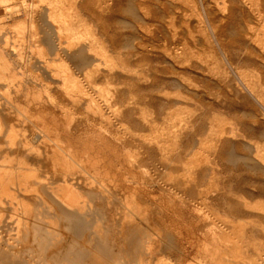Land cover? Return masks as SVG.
I'll use <instances>...</instances> for the list:
<instances>
[{
	"label": "bare ground",
	"instance_id": "obj_1",
	"mask_svg": "<svg viewBox=\"0 0 264 264\" xmlns=\"http://www.w3.org/2000/svg\"><path fill=\"white\" fill-rule=\"evenodd\" d=\"M112 1L114 0H32V2L28 4L26 0H17V2H15L16 6L11 7L12 4L10 2H13L12 0H0V18L2 16L7 15L8 12L12 14L16 10H21L26 15L24 17L23 22H26L27 20L28 22H30V25H31V32L29 30L30 35L28 34L29 39H27L28 35L26 34L24 35L25 32L23 33L22 30L21 32L23 35L21 39H19L18 41L16 40V43L11 42V40H9L8 38H4L3 36L0 35V264H31L30 262H35V263L39 262L43 264H82L83 262L84 263L87 262L88 264H108V262L109 261L111 262V259H113L114 256L116 255V250L115 251L113 250L114 248L113 246H112L113 248L111 246L109 247V240L104 236L103 232L100 233L99 231H93V230H95L94 224L97 220L95 218L94 212L98 211V213H100L101 211H103L102 212L103 214L104 213L112 214V212L115 211L112 200L113 198L117 196L116 192L119 190L113 189L115 187L111 188L110 186L106 184V183H109L108 181L106 182V180H110V179L105 180L101 177L99 178V176L97 175L99 178L98 179L96 174L98 173L102 174V172L104 171L103 174L105 173V175L108 176L110 175L108 170H111L112 166L114 165L113 164L114 161L110 159L111 153L109 154V152L111 151L114 152L115 151L114 148H117V147H114L113 145H111L112 143L109 142L110 139L108 138L110 135H113L114 132L116 133V131L113 130L114 126L116 125L115 127L117 126L122 127L124 130L126 129L127 131H130V133H132V128H133L132 124L133 122H135V120L132 119L134 115L133 112L129 111V113H126L128 120L125 119L126 117L124 115L119 114L118 116L119 119H116L117 117L115 118L116 120H118L117 121L118 123L116 124V121L115 123L114 121L113 123H111L113 119H110L111 114L107 116V114L109 113V112L107 113V110L115 112V115H116V112L120 113L121 111V110L119 111V107H120L119 104L123 102L122 100H124L125 102L128 97L132 99L136 96L140 97V95L144 96V98L147 96L146 93L144 94V91L147 90L146 87H145L146 89L143 88L144 91L141 89L143 93L140 92L139 88L141 87L138 85H137L138 90H136V88H135L136 91L133 90V87H134L133 84L135 81L134 75L141 73V72L138 71L139 69L137 70L135 65L130 63L132 61H129V59L135 57L137 59V62L142 63L143 61H145L144 55L141 54V56H138L140 53L138 50L139 46L137 42L139 39H141L138 37L141 36L140 34L142 31V30L140 31L138 21L142 18H145L146 16H149L152 13H150L151 10L148 11L149 9L147 8H141L142 6L144 7L143 5L144 0H129L128 2L126 0L127 4H125V6L122 4L123 5L122 7L120 5L121 3L119 2L120 0H118L119 8H116V10L118 9V12L120 11L121 15L123 13L125 17L127 16L129 18V20L122 19L121 17L119 18L115 17L119 24L118 25L119 31L117 30V28H114L113 30H111L110 22L114 17L112 13L114 12V9H115L113 7L114 2ZM177 1L178 0H156L157 5L156 6L152 5L153 7H156V12L153 14L154 18H157L161 24L164 23L166 25V28H168L169 25L174 27L173 16L175 15V12H173V10L176 8L175 4ZM186 1L187 3H189L188 0ZM246 1L244 0L245 5L247 6ZM221 2L223 3V1ZM239 2H242L241 4H244L242 0H240ZM248 2H250V4L252 5L256 3L253 0L248 1ZM255 6H253L252 8H254ZM16 7L18 8L16 9ZM246 8H248V6ZM209 9L211 10V8ZM259 11L257 12L259 13ZM210 12H213V11L211 10ZM229 12H232V11H229ZM216 13L218 12L216 11ZM258 13L257 14L255 13V14L259 16ZM212 15H211V18H212ZM179 19L181 20V18ZM245 24H246V20H245ZM20 26L24 27L22 26V24ZM239 26H242V25H239ZM163 27L165 29V26ZM173 27L171 28V30H173ZM126 29L128 30V32L124 31ZM122 30L124 32H121ZM166 31L168 32V30ZM241 35L243 34L241 33ZM248 37L246 39H248ZM164 41H166V38ZM254 42L256 41L254 40ZM140 43L141 42H139V44ZM251 45L247 46V48L250 47L251 49L252 48ZM44 47L45 49H48L46 50L47 52H49L48 56L50 55L52 57V59L49 58L50 60L47 62H45L46 58L43 61V58H44L43 56H42L43 58L41 57L42 60H40L35 55L37 53L36 51L42 50L44 49ZM23 48H26V50L28 48L29 54L23 53L22 52ZM186 48H189V46H186ZM124 49L125 50L129 49L131 52L127 54L123 53L125 51ZM259 51H261V48ZM31 52L35 53V54L33 53V57L35 55L36 58L35 57L33 58L31 56L32 54L30 55ZM40 52L41 51H39V53ZM254 52L255 51L253 52L250 51V54ZM43 53H45V51H43ZM182 53L183 52L181 51V54ZM46 54L44 55L47 56ZM148 54H151V52L150 53L148 52ZM250 54H248L247 56L245 55L246 57H245L244 62L249 63V65L251 66L262 64L263 60H258L257 58H255L256 56L253 57ZM172 55L173 54L169 53V57ZM175 55H176L174 59L175 64H178L179 67L183 68L185 63H183V60L180 58V56H178L177 54ZM149 57H152V56L148 55L145 58L147 59ZM160 59H162V57ZM149 62L152 63L153 61L151 62L150 60ZM206 63H209V62H206ZM207 65H210V64H207ZM186 67L189 68V64H187L185 68ZM40 69L41 70L43 69V71H45L47 76L36 75L35 73L38 72ZM151 69H154V68L151 67ZM187 75H189L188 76L189 78L190 74L187 73ZM154 76H155L154 80L152 81L150 86L148 84L147 85L149 86L148 88L150 90H155L157 91V93L167 90L165 88L167 85H170V84H174L175 86H179V87L184 86L187 90L192 89L191 88L192 83L187 81V79L183 77V72L181 71V69L173 70V71L170 70V72H168V75L167 73H165L164 75L158 73V74H155ZM206 77L204 76V78ZM200 78L199 80H201ZM212 80L213 79H211V81ZM207 81L206 83H209ZM253 81L255 84L254 88L244 87L243 90H239V91L235 89L237 92V97L238 98L241 97L244 100L247 99V96H250L252 98V94L256 92L255 90H259L261 92V95L259 94L257 95L262 99V101H264V85L263 83H261L260 77L257 75L256 77H254ZM213 82L214 81H212V83ZM124 84L126 86L128 85V88H129L127 92L125 93L122 90H120V86H123ZM218 86H219V83H218ZM179 89L180 88H178V90ZM194 89L191 90L192 94L195 93L196 91ZM182 90H184V88H182ZM187 92L186 94L189 93L188 97H190L191 92H188V93ZM165 95L168 96L167 93H165ZM123 98H125L126 100ZM191 98L192 96L190 97V99ZM193 98L195 99L196 97H193ZM172 99L171 100L169 99V101L166 103L167 105L166 106L167 108L166 117L162 119H158L154 115H152L154 113L151 114L150 109H149L150 110L149 114L151 115L147 117H151V119L150 118L147 119V117L146 118L144 117L148 121L150 120V123L148 124L147 128L143 129V131L147 132L148 135L144 136L142 134L143 135L142 140L147 141L149 144H156L159 148V149L157 148L158 149L157 151L159 152L161 151L162 154L168 149L172 150L174 148V150H176L175 148H177L179 145L176 141L177 137L173 135L174 129L178 127V121H179L178 115L179 114H177L178 112L175 113L172 110V108L176 106V103ZM141 105L142 104H140V106ZM144 105H145L144 106L145 108L147 105L146 104ZM251 106L249 105L248 107H251ZM255 106H253V110L256 108ZM259 106H261L262 109H264L262 105H259ZM141 107H143V105ZM144 108H143V111H144ZM104 110H106V112ZM252 111L251 113L253 115ZM259 111L261 112V110ZM262 113L263 112H261V114ZM257 114H260V113L258 112ZM130 117L132 120H129ZM145 119L142 120L143 123L146 122ZM96 126L98 128H95ZM118 130L117 132H119ZM133 134H135V132ZM125 140L126 139H124V141ZM222 140H224L222 139V137L217 138L218 142ZM227 143H230L229 144V147H230V145L233 142L231 143V142H228L227 140ZM128 145H130V143ZM262 147L263 146H261V148ZM126 148H128V146H126ZM258 148H255L256 153L254 152L255 155L257 154L256 156L257 161L255 159L249 158L248 156L247 157L249 159H247V157L245 158L246 160H249L251 164H255L256 166L258 167L260 166L262 168L261 166L262 164L260 161L264 163V147L262 149L260 148V150ZM118 153L119 152H117L115 155H118ZM134 154L136 153H133L132 156H134ZM225 154L227 153H224V154L221 153L223 157ZM125 155L127 156L128 154L126 153ZM165 156L162 157V159L165 158ZM178 156H179V153H178ZM138 157L139 155H137L134 159L137 160ZM233 157L230 156L229 160L230 161L233 160ZM128 159L130 160L129 156H128ZM139 159H142V158L139 157ZM144 160H143V163H145ZM132 161L134 160H131V162ZM170 163H169L170 166H168L170 168H169L167 177L173 183L175 181H179V182L182 181L184 182L185 185L190 184V186H192V183L194 184V182L196 180L198 181V179H200V181L201 180L203 181L205 178L208 177L209 179L211 178V180L214 179L213 181H215L214 177H216V180L219 177L217 175V171H216L217 169H215L216 173L214 169L210 170V172L207 170V172H209V175H208L206 174L205 170H203V171H200L201 173L200 174L198 173L199 174L198 175L196 173L198 171L196 170L193 171L191 170L192 168L189 169L190 168L189 166H188L189 168L184 166V169L183 167L182 169H180V167L179 168L176 167V161L174 162L171 160ZM212 165H215V164H212ZM139 167H141V165H139ZM143 168L144 167H142V169ZM212 168L214 167L212 166ZM92 173H96L95 177L91 175ZM48 174H52V177L49 178ZM79 174H84V175L88 174L87 175L88 177L85 176L86 178L84 177L82 178V181H80L81 175L79 176ZM112 177H114L113 174H112ZM195 186L197 187V185ZM204 186L202 188H204ZM133 191L132 193L137 194L136 190H133ZM182 192H184V189ZM197 193L199 192L197 191ZM229 193L230 192H228L227 194ZM134 194H131V195L133 196ZM138 195H140V193L137 194V196ZM135 203L133 202V205H135ZM127 206H130V205L128 204ZM124 207L126 208V206ZM130 211L131 210H129V212ZM96 217L99 220L100 216L98 217L96 215ZM5 231L13 232L14 235L10 238H4L2 234ZM224 232L227 235L230 231L226 233V231L224 230ZM224 232H222L220 236L223 235ZM87 233H89V235H87ZM243 233L244 231L241 233L242 236H243ZM245 233L248 234L247 231ZM235 234H238V233H235ZM237 236L238 235H236V237ZM222 237H218L219 239H217L216 237L215 238L217 240H220L222 239ZM226 237H228V235ZM224 241L221 240L220 243L226 246H229L230 243L234 242L233 240H230L227 238H226V241L225 242ZM120 243H121V240H120ZM146 243H150V240L147 241ZM225 243H229V245ZM235 243H236L235 246H238L237 244L238 242L235 241ZM28 247H32L35 253V256H33V259L31 260L26 258ZM230 247H228L229 249L226 248V250L228 249V251H231ZM234 248H237V247H234ZM244 248L245 246H243L241 250L239 248V250L241 251L240 253L243 252L242 249ZM248 249L245 248L244 251H247ZM146 250L148 251L150 249H146ZM236 250L237 249H235L234 253L231 251L233 255L232 254L229 255L227 253L228 260H230V262H231L230 258L235 259L236 256L238 257V255L236 254L237 252ZM258 250L261 251V249L259 248ZM121 251L123 252V250ZM39 252H41V256L40 255L37 256ZM118 254H121V253H118ZM256 255L259 256L258 258L256 257L257 264H258L259 263L258 261L259 260L261 261L262 259H260L261 255H259L258 253ZM214 256H215L214 257L215 260L220 259L219 253L215 254ZM242 258L245 259L244 257L240 258V255H239V259L242 260ZM236 259L238 260V258ZM236 259L232 261H236V264H237ZM252 261H255V260L252 259ZM238 262L242 263L241 261H238ZM243 262H246V261H243Z\"/></svg>",
	"mask_w": 264,
	"mask_h": 264
},
{
	"label": "rangeland",
	"instance_id": "obj_2",
	"mask_svg": "<svg viewBox=\"0 0 264 264\" xmlns=\"http://www.w3.org/2000/svg\"><path fill=\"white\" fill-rule=\"evenodd\" d=\"M12 1L13 2H10L12 4L11 7L16 6L15 2H17V0H12ZM26 1L28 2V4L32 2V0H26ZM128 1L129 0H127V2ZM188 1L189 3H187L186 0L183 1L178 0L176 2L175 4L176 8L173 10V12H175V15L173 16L174 27L167 24L170 27L168 26V28H166V25L164 23L161 24L160 21L157 18H154L153 16V14L156 12V7H153L157 5L156 0H144L143 3L144 7L142 6L141 8H147L149 9L148 11L151 10L150 13H152L150 14L151 16L150 15L146 16L145 18H142L138 21L140 31L142 30L140 34L141 36L138 37L141 39L139 40L137 39L138 40L137 43L139 46L138 50L140 53L138 56H141V54L144 55L145 61H143L144 63L137 62V59L135 57H133L134 59L130 58L129 61H132L130 63L135 65L137 70L139 69L138 71L141 72L138 73L139 75L138 74L134 75V79H135L134 84L136 83L135 84L136 86L133 84L134 86L133 90L134 91L138 90V86L141 87L139 88L140 92H142L141 89L144 91V89L147 88V90H145L146 92L144 91V94L146 93L148 97L146 96L147 98L146 97L144 98V96L140 95V97L136 96L132 99L128 97L126 100L125 99L126 96H125V98L123 99H125L126 101L124 102V100H122L123 102L122 103L120 102L121 104H119L120 105L119 111L120 110L121 111L120 113L116 112V115L115 112H112L110 110L108 111L106 109L107 113L109 112L107 116L111 114L110 119H113L111 123H113V121L114 123L116 121V124L118 123L117 122L118 120L116 119H119L118 118L119 114L124 115L126 117L125 119L128 120L126 113H129V111L133 112L134 115L132 119L135 120V122H133L132 124L133 127L132 133H130V131H127L126 129L125 131L122 127L119 126L115 127L116 126L115 125L113 130H115L116 133L114 132L113 135H110L111 137L110 136L108 137L110 139L109 142L112 143L110 144L113 145L114 147H117L114 148L115 150L114 152L113 151L109 152V154L111 153L110 159L114 161L113 163L114 167L112 166L111 170H108L110 175L107 176L105 175V173L103 174L104 172L103 170H102L103 172L100 171L102 172V174L101 173L91 174L94 177L96 174V176L98 175L99 178L101 177L105 180L110 179V180H106V182L107 181L109 182L106 184L111 188L115 187L113 189L119 190L116 192L117 196L112 200L114 204L113 207L115 210L114 212H112V214L110 213L103 214L102 213L103 211H101L100 213H98V211L94 212L95 218L97 220L95 222L96 225L94 224L95 230L93 231H99L100 233L103 232L104 236L109 240V247L113 246L114 247V248L112 247L113 250L114 251L116 250V255L114 256L113 259H111V262L110 261L108 262V264H142V263L143 264L145 263L146 264L147 263L148 264H233V263L236 264V261H232L235 260L236 258H238V260L236 259L237 264H257V258L259 257L258 255H256L257 253L261 255L260 259H262L261 260L262 262L259 260L258 264H264V256H263L264 255V209H263L264 208V166H263L264 163L260 161L262 164L261 165L262 168L260 166L259 168L255 164H251V162L249 160H246L245 158L248 156L249 158L255 159L257 161V157H256L257 154L255 155L256 153L255 148L259 147L258 149L260 150L261 146L264 147V115H263L264 109H262V107L259 106L262 105L264 107V101H262V99L257 95V94L261 95V92L259 90H255L256 92L252 94V98L250 96H247V99L245 100L242 99L239 95L238 96L240 98H238L236 92V90L238 91L243 90L244 87L254 88L255 84L253 79L257 75L260 77L261 83H263L264 85V81H263L264 80V66H263L264 65V43H263L264 42V14H263L264 0H260V1L257 0L259 2L253 0L256 3H258L256 4L254 2L255 3V4L253 3L254 5L248 2L252 0H247V1L245 0L247 2L246 4L248 8H246L247 6L245 5L244 0H242L244 4H241L242 2H239L240 0H230V1L229 0H188ZM221 1H223V3ZM112 2H114L113 7L115 9L114 12L112 13L114 17L111 20L112 23L110 22V29L113 30L114 28H117L118 30L119 24L115 17L117 18L121 17L122 19H128V20L129 18L127 16L125 17L123 13L121 15V12L120 11L118 12V9L116 10V8H119L118 0H114ZM119 2L121 3L120 4L121 7L127 4L126 0H120ZM228 2L231 3L229 4ZM255 5L256 6L259 5V6L256 7ZM253 6H255L256 8L255 7L252 8ZM17 8L18 7H16V9ZM209 8H211L213 12H210L211 10ZM216 11L219 14L216 13ZM257 11H259V13ZM255 13L256 14L258 13L259 16H257ZM208 15L210 16V18ZM25 16H26L25 13H23V11L21 10H16L12 14L8 12L7 15L2 16L0 18V35L3 36L4 38H8L9 40H11V42L14 43H16V40L18 41L19 39H21L23 35L21 30L23 31V33L25 32L24 35L25 34L30 35L31 25L30 22H28L27 20L26 22H23ZM179 18H181V20ZM245 20H246V24H245ZM21 24L24 27H21L20 26ZM163 26H165V29ZM172 27L173 30L175 29L174 31L171 30ZM166 30H168V32ZM124 31L128 32L127 29ZM124 31L122 30L121 32ZM228 31L230 32V34ZM241 33L243 35H241ZM29 35L27 39H29ZM246 36L248 37V39H246L247 38ZM165 38L166 41H164ZM254 40L256 42H254ZM139 42L141 43L139 44ZM185 45L189 46V48H186ZM250 45L253 49L252 48L250 49V47L247 48V46ZM260 48L263 54L261 53V51H259ZM46 50L48 49H45L44 47V49L39 51H41L42 53L43 51H45V53L42 54L41 52L39 53V51H36L37 52L36 54L34 52H31L30 55L32 54L31 56L33 57V53H34L36 57L39 58L40 60H42V58L44 57L43 61L46 58L45 62H47L50 59H52V57L50 55H49L50 57L48 56L49 52H47ZM167 51L173 55L169 57V53ZM181 51L184 54L183 53L181 54ZM250 51L251 52L255 51V52L250 54ZM22 52L29 54L28 48L27 50L26 48H23ZM129 52L131 51L129 49H126L123 53L127 54ZM148 52L149 53L151 52V54L153 55L148 54ZM44 54H46L47 56H45ZM175 54L180 56V58L183 60V63H185L183 68L179 67L178 64H175V60H174L176 57ZM248 54H250L253 57L256 56L255 58H257L258 60H263V62L261 61L262 64L251 66L249 65V63L244 62L245 57ZM148 55L152 57L146 59L145 57H147ZM161 57L162 59H160ZM213 58H215L216 60ZM150 60L151 62L152 61L153 62L150 63L149 62ZM160 61L163 63V65ZM210 62L211 63L214 62V63L211 64ZM186 63L189 64V68L188 67L185 68V66L187 65ZM174 64L176 65V67ZM151 67L154 69H151ZM179 68L183 72V77H185L187 81L192 83L191 85L192 89L187 90L184 86L179 87V86H175L174 84H170L166 86L165 89L167 90L157 93V91L150 90L148 88L152 83V81L154 80L155 74L160 73L164 75L165 73H167L168 75V72H170V70L171 71L180 70ZM187 73L190 74L189 78L191 79L188 78L189 75H187ZM35 74L38 76H47V74L45 73V71H43V69L42 70L40 69ZM204 76L207 77L204 78ZM199 78L201 80H199ZM211 79H213L212 81L216 83L214 82L212 83ZM206 81L209 83H206ZM177 87L180 89L178 90ZM182 88H184L186 92L187 91L191 92L190 94V97L192 96L191 99L190 97H188L189 93L187 92L188 94H186V92L182 90ZM128 89H129L128 85L126 86L124 84L123 86H120V90H122L124 93L127 92ZM193 89L196 90L195 93H193L195 96L192 94L191 91ZM164 92L167 93L169 97L165 95ZM193 97L196 98L194 99ZM169 99L170 100L172 99L176 103V106L173 107L172 110L175 113L178 112L177 114H179L178 127L174 129L173 135L177 137L176 141L180 145V147L178 145L177 147L178 149L175 148L176 150H174L173 148L172 149L173 151L171 149H168L167 151L163 152L164 156L165 155L166 156L165 158L162 159V157L164 156L161 151L160 152L157 151L159 149L158 146L156 144H149L147 141L142 140V137L143 135L144 136L148 135L147 132L143 131V129L147 128L148 124L150 123V120L148 121L147 119L149 118L151 119V117H147V116H150L152 113H154L152 115H154L158 119H162L167 116L166 103L169 101ZM140 104H142L143 107H141L142 105L140 106ZM144 104L147 105L145 108H144L145 106ZM249 105L252 106L248 107ZM253 106L256 107V108L254 107L255 111L253 110ZM143 108L145 112L143 111ZM149 109L151 110V114H149L150 112ZM106 110L104 111L106 112ZM259 110H261V112L263 113L261 114ZM251 111L253 112V115ZM257 111L260 114H257L258 113ZM144 117L145 118L147 117V119H145ZM132 119L131 117L129 118V120ZM143 119H145L146 121V122L144 121L145 123H143L142 121ZM95 128L98 127L96 126ZM116 128L117 130L119 128L118 130L119 132H117ZM133 130L135 134H133L134 133ZM219 137H222V139L224 140L218 142L217 138ZM248 138L249 139L252 138V139L249 140ZM124 139H126L127 141L126 140L124 141ZM226 139L228 140V142L231 143L233 142L230 145V147H229L230 143H227ZM127 143L128 144L130 143L131 146L128 145ZM126 146H128V148H126ZM123 150L125 151L128 150V151L125 152ZM117 152H119L120 154L118 153V155H115ZM141 152L143 155L141 154ZM126 153L128 154L127 156L125 155ZM133 153L136 154L132 156ZM221 153L223 154L227 153V154H225L223 157ZM137 155H139V157L142 159H139V157L137 158V160L134 159ZM128 156L130 160L128 159ZM230 156L231 157L234 156L233 160L231 161L229 160ZM248 157L247 159H249ZM131 160H134L132 161L133 163L131 162ZM143 160L145 161V163H143ZM171 160L174 162L176 161V167L178 168L180 167V169H182L183 167L184 169V166L185 167L189 166L190 167V168L188 167L189 169L192 168L191 170L198 171V172L195 171L197 174L198 173L200 174L201 173L200 171L205 170L206 174L209 175L210 170L214 169L215 171V169H217L216 171L219 177L216 175L218 178L216 180V177H214L215 181H213L214 179L211 180V178L209 179L208 177L204 179L205 181L203 180L204 182L202 180L201 182L200 179H198L200 183L196 180L194 184L192 183V186H190V184L185 185L184 182L182 181L180 182L175 181L174 182L176 184L175 185L167 177L170 168L168 166H170ZM189 163L192 165H190ZM138 164L141 165V167H139ZM143 164L144 165L146 164L145 165L146 168ZM212 166L214 168H212ZM142 167L144 168L142 169ZM207 170L209 172H207ZM112 174L114 175V177H112ZM87 175L88 174L85 175L79 174L80 181H82V178H84L85 176L88 177ZM102 175L105 176L106 178L103 177ZM48 177L51 178L52 174H48ZM183 184L185 185V187ZM195 185H197V187ZM180 186L183 188H181ZM203 186L204 188H202ZM183 189L184 192H182ZM133 190H136L137 194L140 193V195L137 196L136 193L135 194L132 193ZM197 191L199 193H197ZM227 191L230 193L227 194L228 193ZM131 194H134L135 196L134 195L132 196ZM133 202L135 203V205H133ZM126 204L127 205L129 204L130 206H127ZM124 206H126V208ZM212 209L215 211H213ZM129 210L131 211L129 212ZM96 215L98 217L100 216L99 220L96 217ZM105 217L108 218L106 219ZM236 227H238L239 229ZM224 230L226 231V233L229 231L231 232L227 234L228 237H226L227 235L225 234ZM243 231L244 233L247 231L248 234L243 233L242 236L241 233ZM222 232H224L223 235L225 236L223 235L220 236ZM13 235L14 233L10 231H5L2 234L4 238H10ZM87 235H89V233H87ZM236 235L238 236L236 237ZM217 236L218 237L223 236L225 238L222 237V239L217 240L219 239ZM241 237L244 238L242 239ZM226 238L234 241L233 243H230L231 247L229 243H225L229 246L220 243L221 240L226 241ZM149 240L150 243H146ZM142 241H144L145 243ZM235 241L238 242L237 243L238 246H235L236 245ZM233 246L237 248H234ZM243 246H245L246 249L250 247L247 250L249 254L247 251H244L245 248L242 249L243 252L240 253L241 252L240 250L241 248H243ZM228 247H230V250L233 253L235 252V249H237L236 254L238 255V257L236 256L235 259L229 257L232 263L230 262V260H228L227 253L229 255L231 254L233 255V253H231V251H228L229 249ZM226 248L228 249L226 250ZM231 248H233L234 251ZM258 248L261 249V251L258 250ZM146 249H150V250L147 251ZM121 250H123V252ZM117 252L121 254H118ZM146 252L148 255L146 254ZM259 252L262 254H260ZM217 253H219L220 255L219 260H215L214 258L215 257L214 255ZM243 253L244 255L246 253V255L244 256ZM39 255L41 256V252H39L37 256ZM239 255L240 258L244 257L245 259L242 258V260H240ZM247 255L248 256L250 255L249 256L250 260ZM26 256H27L26 258L30 260L33 259L35 253L32 247H28ZM246 256L248 259L246 258ZM251 258L254 259L256 262L252 261ZM238 261H241L242 263H239ZM243 261H246L248 263ZM251 261L254 263H252ZM30 263L43 264L39 262L37 263L30 262ZM82 264H88V263L83 262Z\"/></svg>",
	"mask_w": 264,
	"mask_h": 264
}]
</instances>
